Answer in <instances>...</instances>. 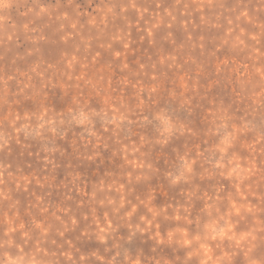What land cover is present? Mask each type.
<instances>
[{
	"label": "rangeland",
	"instance_id": "obj_1",
	"mask_svg": "<svg viewBox=\"0 0 264 264\" xmlns=\"http://www.w3.org/2000/svg\"><path fill=\"white\" fill-rule=\"evenodd\" d=\"M0 264H264V0H0Z\"/></svg>",
	"mask_w": 264,
	"mask_h": 264
}]
</instances>
